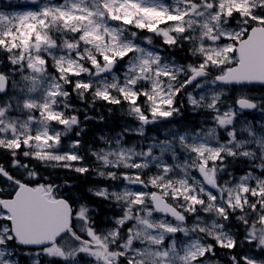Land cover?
Listing matches in <instances>:
<instances>
[{"label": "snow or ice", "instance_id": "snow-or-ice-1", "mask_svg": "<svg viewBox=\"0 0 264 264\" xmlns=\"http://www.w3.org/2000/svg\"><path fill=\"white\" fill-rule=\"evenodd\" d=\"M28 2L0 11V152L15 170L0 164V264H220L217 247L230 264H264V122L245 115L264 113V97L227 103L230 86L264 85V0ZM156 38L187 45L190 61L162 55ZM73 95L127 105L139 122L100 137L95 167L79 139L64 144L81 124ZM185 102L198 127L128 145ZM31 161L117 182L88 188L116 211L99 225L98 208Z\"/></svg>", "mask_w": 264, "mask_h": 264}, {"label": "rangeland", "instance_id": "rangeland-1", "mask_svg": "<svg viewBox=\"0 0 264 264\" xmlns=\"http://www.w3.org/2000/svg\"><path fill=\"white\" fill-rule=\"evenodd\" d=\"M32 7H33V5L30 4L28 2V0H0V11H3V12L23 11V10L31 9ZM144 35H148V34L147 33H141V36H144ZM159 41L161 42L160 39H159ZM157 43H158V38L154 39V44L157 46V48H160V45L157 44ZM181 55L184 57V61H180L178 59V57L175 56L180 63H186V62L190 61L191 57L189 59L186 57V55L188 56V54H187V45H185V48L183 49V53L181 52ZM188 90L192 91L191 88H189ZM69 91H71V89H69ZM241 91H246L249 95H251L252 97H254V98L258 99V100L260 98L264 97V93H262L261 91L253 92V91H250V90H248L246 88L245 89H242V88H231L230 89L229 88L228 89V96H227V103H229V104L234 103L235 99L241 94ZM76 99H77V97L75 95H73L71 100H70V103H72L73 105L76 104L73 101V100H76ZM181 99H184V98H181ZM75 107L78 110H80L82 115L88 114L87 110H85L82 106L77 104V106H75ZM124 107H125V105H124ZM126 108L123 109V111H122L123 114L118 112L117 117L119 119H122L123 117L126 116V118L129 119V121H132V122L122 123V130H117V133L123 132L125 127H129V128L135 129V128H137L139 126V122L138 121L134 120L132 117L127 115ZM183 111L192 112L190 110V106L187 105L186 102H185V106H184ZM195 114L196 113H194V115ZM245 115L247 116L248 119L253 120L254 124L257 127H259L261 122H264V113H262L259 110V108L256 109L253 113H247ZM175 117H173V118H175ZM202 121H203L202 120V115H199L198 126H199V124ZM184 126H185L184 124H182L180 122H177L176 119H174V121H171V122L166 121V123H162L161 125H158L157 129H156V124H151V125H148V126L145 127V135H144L146 137L145 141L140 139L143 136H139V135H137L135 133L126 134L125 135V139H126L128 145L141 144V145L146 147L147 144L152 142V137H156L157 140H163V139H165V134H166L168 129L173 128V127H175V128H178V127L183 128ZM146 128H152V129H155V130L152 133H149L148 131L146 132ZM81 129H83V126L78 127V128H74L72 132H69L67 137H64L65 146H67L69 144V142L72 141V140H75V139L83 140L82 137H81V134H80L79 137H77L75 135V133L76 132H80ZM156 133H160L162 136L160 137ZM101 136L110 137V136H108L107 133H104ZM100 137H99V142H98L99 144L96 147L88 148V147L81 146L78 149L80 155H82V153H85L87 155L85 157L84 161H83L84 165L89 166L91 164L89 167H92V166L95 167L96 166L95 165V158L91 155V151L92 150H96V149L104 146V142L102 140H100ZM24 162L25 163H29V161L27 159H25ZM10 163H11L10 157L5 152H0V164H4L6 169H8L9 171H15V170L10 168ZM72 163L76 164L77 162H72ZM31 166L37 167L39 169V171L41 172L42 176H46L45 172L47 170H61V169H65V168H44L43 166L37 164L36 161H31ZM238 167H239L240 170H244L245 165L243 163H240L238 165ZM80 175L87 176L89 178L90 182H93L94 185L89 186V188L90 187L108 186L110 184L117 183V182L101 179V178L97 177L94 172H91V171L89 173L80 174ZM66 198H69V197L67 196ZM95 199L98 200L99 202H103L102 205H104V207L108 204L107 202L103 201L100 198L96 197ZM74 201H77V200L75 199ZM94 207H96V206H94ZM98 209H100V208H98ZM112 209H113L114 212L116 211L114 208H112ZM105 219H106L105 217L100 216V210H99V214H98V217H97V223L99 225L103 226ZM229 255H230V250L221 249V248L217 247L216 248V256L213 259L214 260H218V261H220V259H221V260L226 261L229 264V259H228ZM19 258L23 260V263L28 264V258L27 257L21 256Z\"/></svg>", "mask_w": 264, "mask_h": 264}, {"label": "trees", "instance_id": "trees-1", "mask_svg": "<svg viewBox=\"0 0 264 264\" xmlns=\"http://www.w3.org/2000/svg\"><path fill=\"white\" fill-rule=\"evenodd\" d=\"M0 60H4L3 54H0ZM5 65L6 60H4L3 64H0V69H3ZM82 105L87 110L88 115L86 116L91 117V119L87 120H85V118H81V122L84 123L87 129L83 138L87 143H92L95 140V134L101 129L116 126V118H118L117 114L118 112L123 114L122 111L124 109V106L122 107L118 105H109L103 101H97L95 105H91L90 98L88 101H84ZM109 109H111V111ZM100 117H103V120H101ZM45 173L46 176L56 184L63 186L64 182L67 181L71 185V187L62 188L70 198L73 195L75 199L86 200L90 205H94L97 208H100V216L103 217L104 215H106L107 211H105V209L107 208L106 206L104 207V205H102L103 202H99L95 198L91 197L90 194H88V192L85 190L87 184L90 182L87 176H82L76 173H67L64 171L52 172L47 170Z\"/></svg>", "mask_w": 264, "mask_h": 264}]
</instances>
